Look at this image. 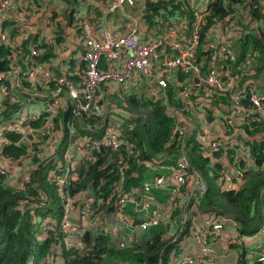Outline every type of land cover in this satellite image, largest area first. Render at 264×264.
I'll use <instances>...</instances> for the list:
<instances>
[{"label": "built area", "instance_id": "built-area-1", "mask_svg": "<svg viewBox=\"0 0 264 264\" xmlns=\"http://www.w3.org/2000/svg\"><path fill=\"white\" fill-rule=\"evenodd\" d=\"M51 1L0 0V44L9 47V52L3 56L6 67L0 68V116L6 105H15L10 115L0 120V174L9 183L22 188L38 161H52L45 175L61 197L60 216L55 227H58L59 241L65 249L83 251L86 248L83 232L88 229L108 231L113 242L123 246L138 231L158 224L163 214L175 209L178 223L164 231V238L174 240L167 264H220L216 260L214 243L234 240L235 235L224 233L225 225L230 223L235 227V221L214 208L200 207L206 186L201 174L189 169L184 144L190 136L193 145L205 155L231 149V159L221 169L220 186L233 188L240 183L241 159L245 158V163L251 161L245 157L247 147L238 140L240 125L249 113L253 117L251 113L255 112L264 120V92L260 90L264 80L260 84L248 79L245 81L248 84L242 88L236 84L240 83L244 72L254 77L260 63L264 70V55L259 60L256 48H252L240 59L241 71L232 69L231 63L237 57L234 42L243 30L234 11L248 14L245 24L252 28L250 31L255 32L254 25L260 22L264 32V0L257 4L258 21L249 15L248 9L238 7L231 13L235 18L229 15L210 26L204 46L212 61L205 67L202 59L199 62L195 59L194 53L209 5L214 0H184L192 15L189 27L186 15L181 14L163 26H158L160 21L154 20L152 29L143 24L144 7L145 2L155 0H137L138 12L121 32L97 26L86 5L92 0H76L70 5L72 19L68 27L60 31L62 13L51 6ZM58 31L61 39L54 40L53 54L40 59L38 56L44 51L41 44L52 40ZM177 69L188 73L185 83L177 82L174 75ZM168 82L178 87L177 95L182 103L185 102L184 110H172L175 117L172 135L178 138V153L165 158L143 159L141 164L152 176L134 188L124 187L122 165L118 167L117 192L111 193L115 198L104 201L114 207L109 210V217L114 213L118 215V226L123 233L121 237H112L110 234L116 230L106 227V214L100 217L101 209L95 212L99 204L95 202V206H90L94 198L87 202L89 206L81 205L79 199L83 201V194L79 199L70 195L67 185L78 178V160L92 159L93 148L101 145L114 149L123 147L126 154L130 153L131 145L120 133L133 125L134 113L126 108L124 101H111L108 94L115 89L123 93L140 86L147 94L163 92ZM222 95L228 105L222 101ZM244 96L249 105L239 103ZM206 100L210 104L205 106ZM66 109L77 118L80 128H101L100 134L89 138L79 133L75 126H60L61 121L55 126L54 117ZM192 110L195 122L189 119ZM207 111L210 118H206ZM88 116L96 120L85 121ZM36 119H40V124L33 126L30 121ZM226 126H230V132L225 131ZM6 131L18 135L17 143L26 144L29 149L25 155L15 159L1 152L3 144L9 142L4 136ZM117 154L119 159L124 158L121 153ZM169 158L171 162H166ZM154 191H160L164 201L156 197ZM25 201L19 200L21 204ZM126 208L132 213L125 212ZM33 221L38 228L41 226L39 221ZM125 226H129L127 230ZM49 230L54 231V223L50 221L37 230L39 238L45 237ZM53 250L56 253L54 247ZM255 259L261 261L263 252H256ZM52 264H60L56 255Z\"/></svg>", "mask_w": 264, "mask_h": 264}, {"label": "trees", "instance_id": "trees-1", "mask_svg": "<svg viewBox=\"0 0 264 264\" xmlns=\"http://www.w3.org/2000/svg\"><path fill=\"white\" fill-rule=\"evenodd\" d=\"M260 0H214L209 5V11L205 16L204 24L199 32L198 44L195 48V59L199 62L203 60L202 66H206L212 61L206 50L204 43L205 34L210 26L216 20H222L226 16L235 18L232 13L234 8L241 7L248 9L249 15L255 21L259 20L260 11L258 3ZM255 3L256 6L253 4ZM74 1L70 3L73 5ZM144 17L146 21L154 22L159 20L158 26L171 22L173 18H179L181 14L186 15L188 27L191 24V10L185 7L184 0H155L154 2H145ZM258 18V19H257ZM248 21V20H247ZM264 21V20H263ZM239 23V21H238ZM60 31L54 33L52 42L59 41ZM237 57L234 63H231L234 71H241L240 59L247 53L256 48L257 54L264 55V32L261 29L260 22L256 24V31H245L237 40ZM44 51L39 54L40 59H47L51 51L45 45L41 44ZM9 52V47L0 44V68L6 67V60L3 58ZM178 83H185L188 76L187 72L179 69L175 72ZM244 72L237 82L236 87L246 86V80L253 83L257 81L261 84L264 80V70L262 63L257 65L254 77ZM113 91L108 97L111 101H124L126 108L134 113L133 125L126 127L121 131V137L127 139L131 145L130 153L126 154L125 148L117 150L110 146H98L92 149V159H79L77 162L78 178L72 180L68 185V192L76 198L83 194L89 199L91 196L95 202L101 205L95 207L103 209L106 220H109V210L114 207L104 202L105 200H114L116 193L115 186L118 183L117 169L122 165L124 172V187L129 188L140 181L144 176L141 161L143 159L159 158L166 156H176L179 149L178 138L172 135V129L175 124L173 109L182 108V101L177 95L178 87L174 83L168 82L166 88L156 93L147 94L143 87L129 89L126 92L121 90ZM264 92V86L260 89ZM260 91V92H261ZM222 101H228L222 95ZM239 103L249 105L247 98L241 97ZM4 104V103H3ZM15 108V105H6L5 110L0 116V120L8 117ZM245 116L244 123L240 125L239 142L247 147L248 152L245 157L251 158L250 162L245 163V158L241 159L240 168L242 175L240 183L233 188H224L221 184V169L225 162L231 159V149L226 152L217 150L211 155H205L202 150L193 145L192 138L187 136L184 144V154L189 161V169L196 170L202 176L206 189L200 200V207L203 209H216L219 213L230 216L235 221V229L239 234H252L263 227L264 231V120L257 116V113H251ZM211 114L207 111L206 118ZM96 120L93 116H88L85 121ZM55 126L66 128L68 125L75 126L79 133L86 137H94L100 134L101 128L84 129L80 128L79 121L66 109L54 117ZM33 126L40 124V119L31 120ZM230 126H226L225 131L230 132ZM66 136V132H64ZM189 135V134H188ZM8 143L3 144L1 152L17 159L26 154L29 149L26 144H19L18 135L12 131L4 132ZM34 147V146H33ZM116 150V152H114ZM124 155L119 159L118 154ZM37 160L35 155L32 156ZM122 161V162H121ZM121 162V163H120ZM46 161L40 160L36 166L29 172V180L22 188H18L9 183L3 175L0 174V264H49L46 260V253H52L53 247L60 264H167L168 252L174 240L164 238L166 228H171L178 223V213L173 209L169 214H163V218L156 225L145 229L143 234L136 240L123 246L110 241L107 232L88 229L83 232V239L86 248L80 251L76 248L65 249L60 243V233L57 225L60 216V200L56 187L48 182L46 178ZM117 170V171H116ZM184 189V186H182ZM195 192V191H194ZM41 193V197H40ZM43 195V196H42ZM46 200L41 201L40 198ZM193 197V196H192ZM189 199V202L192 200ZM21 199H26L22 204ZM164 198L160 199L161 201ZM98 200L100 202H98ZM81 201V199H79ZM55 203L57 206L55 207ZM32 205L30 208L29 206ZM90 206H93L90 203ZM106 207V208H105ZM131 214L130 208L125 209ZM37 214V221L53 222L54 231L48 232L40 240H34V228L31 220L32 213ZM108 213V214H107ZM46 220L43 221L42 218ZM144 231V230H142ZM133 239V238H132ZM264 239V233H263ZM263 252V259L256 260L250 264H264V241L262 247L256 250ZM243 257V251L240 252ZM52 264V261H51Z\"/></svg>", "mask_w": 264, "mask_h": 264}, {"label": "crops", "instance_id": "crops-1", "mask_svg": "<svg viewBox=\"0 0 264 264\" xmlns=\"http://www.w3.org/2000/svg\"><path fill=\"white\" fill-rule=\"evenodd\" d=\"M74 1L77 2L76 0H52L51 6H53L54 8L57 7L61 13H62V20L60 21V25H59V30L63 31L65 30L68 25L69 22L71 21L72 17H71V11H70V3H72ZM109 0H92L91 4H86L88 9L90 10V14L92 15V18H96L99 21H96L97 26L100 28H107V29H113L116 31H124L127 27V24L130 23L131 19L137 14L138 12V8H139V4L138 1L135 0V5L129 4L130 7L134 8V11H132V9L130 7H128L126 4H123L124 7H126L128 9L129 12H132L129 15H126L125 13H123L122 11V7L123 5H119L117 7H121L120 9V13L116 11V8L113 9L112 11H107L108 9L104 7V5H107ZM115 10V13H113ZM107 13H113L112 15L117 16L116 14H124L127 16L121 18V20H119V24L118 26H114L110 27L107 23H106V19H107ZM106 14V16H104ZM110 16V15H109ZM143 24L145 25L146 28H153V22H149V21H144ZM61 39V38H60ZM45 45L48 47V49L51 51V54H53V50H54V46H53V42L51 39H49V41H47L45 43ZM51 56V55H50ZM49 56V57H50ZM0 96H1V92H0ZM166 162H171V159H167ZM146 177V176H145ZM144 176H142L140 178V180L143 178L145 179ZM142 179V180H143ZM141 180V181H142ZM156 197H160L162 198L163 195L160 194V191H154ZM127 209V208H126ZM127 212V211H126ZM130 216V215H129ZM111 228H115V232L113 230H111V232L113 231V234L111 233L110 235L112 237H115L116 235H118L119 237H121L122 233V229L120 228V226H118L119 224V218H117V216L114 217V219H112L111 222ZM131 225V224H130ZM129 226H125L124 228L127 230ZM145 231H138L137 234L133 235L131 239H128L129 242H131L132 240H136L138 238L139 235L143 234ZM148 231H150L148 229ZM235 233V236L232 235ZM263 227H261L258 231L252 233V234H239L237 232V230L235 229V227L228 223L225 225V234L226 236L228 235H232L234 236V240L233 241H228V242H224V241H219L214 243V251L216 254V260L218 263L220 264H250L254 261L255 256H256V250L262 247L263 244ZM127 243V242H126ZM243 251V257H240V252Z\"/></svg>", "mask_w": 264, "mask_h": 264}, {"label": "rangeland", "instance_id": "rangeland-1", "mask_svg": "<svg viewBox=\"0 0 264 264\" xmlns=\"http://www.w3.org/2000/svg\"><path fill=\"white\" fill-rule=\"evenodd\" d=\"M123 4H126L128 7H130L129 6V4H132V5H135V0H130V2L128 3V1L127 0H109L108 1V3H107V5H104V7L105 8H108V10L107 11H112L113 9H115L117 6H121V5H123ZM131 9H132V11H134V8L133 7H130ZM120 9H121V7H117L116 8V11L117 12H119L120 13ZM122 11H123V13H125L126 15H129V14H131L132 12H129L128 11V9L126 8V7H124V5H123V7H122ZM232 12H233V10H232ZM113 13H115V10H114V12ZM113 13H107V19H106V23L110 26V27H113V25L114 26H118V25H120L119 24V20H121V18H123V17H126L127 18V16L126 15H124V14H116L117 16H114V15H112ZM249 13V12H248ZM110 15V16H109ZM234 15H236V20H237V23H238V21H239V23L238 24H240L242 27H243V30H242V34L245 32V31H248V29H249V31L252 29V28H248V25H247V23L245 24V21L247 20V18H248V14H244V15H242L241 13H235V11H234ZM104 16H106V14L104 15ZM258 19V18H257ZM94 20L95 21H99V20H97L96 18H94ZM256 20V19H255ZM248 22V21H247ZM254 27H256V25H254ZM241 34V35H242ZM234 44H236L235 42H234ZM236 49H237V47H236ZM258 59L259 60H262L263 59V55H261V57L259 56V54H258ZM145 93H146V90H145ZM185 103V102H184ZM184 103H183V105L182 106H184ZM208 104H210V102L209 101H205V106L206 105H208ZM194 113V110H192V111H190V114H189V119H190V121L191 122H195L196 121V116L193 114ZM196 112V111H195ZM52 162V161H51ZM51 162H49V161H47L46 162V165H48L49 166V163H51ZM22 167V166H21ZM142 167H143V174L142 175H144V177H145V179H141L142 181H144V180H149L150 179V177L152 176V174L142 165ZM142 177V176H141ZM140 177V178H141ZM141 180L139 181V183L141 182ZM138 181H137V183L135 184V185H133V186H131V188H134V187H136V186H138ZM43 196V195H42ZM40 197H41V193H40ZM93 197L91 196V198L90 199H92ZM43 200H46L45 199V197L44 198H40V201H39V205H41L42 206V204H41V201H43ZM87 202H89V197L88 198H85L84 199V201H80V204L81 205H88L89 206V204H87ZM91 204L93 205V206H95L94 205V203L93 202H91ZM107 204V206H109V203H106ZM57 206V203H55V207ZM97 206H101V205H97ZM106 208V207H105ZM103 209L102 210H100L99 212H98V215L100 216V217H102L101 215H103ZM32 213V216H31V220H38L37 219V214H35V213H33V212H31ZM102 213V214H101ZM110 214V213H109ZM117 216V218H119L118 217V215H116ZM114 217H115V213L114 214H112V216L111 217H109V220H105L104 222L107 224L106 225V227L108 228V230H110L111 229V222H112V219H114ZM42 220L43 221H45L46 220V218L45 217H43L42 218ZM94 221V218L93 217H91V222H93ZM98 221V220H97ZM88 222H90V221H88ZM99 222H103V221H101V220H99ZM39 223L41 224V226L38 228V226H37V224L36 223H33V228H34V240H40L41 238H39V236H38V229H40L41 227H42V225H44L46 222H43V224L41 223V218H40V221H39ZM91 223H89L88 224V228H90L91 227V225H90ZM36 230V231H35ZM48 232H52V231H48ZM107 233H108V231H107ZM225 234V233H224ZM226 235V234H225ZM232 235H235V233L234 234H232ZM113 242V239L110 237V241H109V243H112ZM53 253H55L54 251H52V253H50V254H53ZM49 253H46V255H45V257H46V260L49 262V264H51V261H52V255H50ZM30 262H28V264H29Z\"/></svg>", "mask_w": 264, "mask_h": 264}, {"label": "water", "instance_id": "water-1", "mask_svg": "<svg viewBox=\"0 0 264 264\" xmlns=\"http://www.w3.org/2000/svg\"><path fill=\"white\" fill-rule=\"evenodd\" d=\"M117 150V149H116ZM116 150L114 152H116Z\"/></svg>", "mask_w": 264, "mask_h": 264}]
</instances>
